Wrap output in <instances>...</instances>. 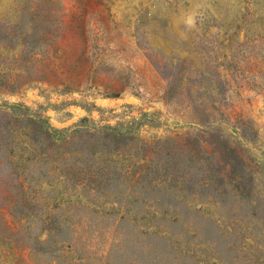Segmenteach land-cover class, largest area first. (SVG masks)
Listing matches in <instances>:
<instances>
[{"label":"rangeland","instance_id":"obj_1","mask_svg":"<svg viewBox=\"0 0 264 264\" xmlns=\"http://www.w3.org/2000/svg\"><path fill=\"white\" fill-rule=\"evenodd\" d=\"M0 264H264V0H0Z\"/></svg>","mask_w":264,"mask_h":264},{"label":"trees","instance_id":"obj_2","mask_svg":"<svg viewBox=\"0 0 264 264\" xmlns=\"http://www.w3.org/2000/svg\"><path fill=\"white\" fill-rule=\"evenodd\" d=\"M17 107H19V106H17Z\"/></svg>","mask_w":264,"mask_h":264}]
</instances>
